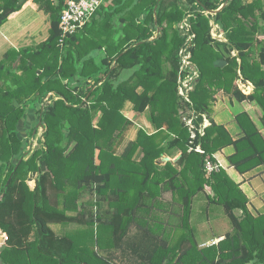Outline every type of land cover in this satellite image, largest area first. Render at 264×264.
Wrapping results in <instances>:
<instances>
[{
	"label": "trees",
	"instance_id": "16d2710c",
	"mask_svg": "<svg viewBox=\"0 0 264 264\" xmlns=\"http://www.w3.org/2000/svg\"><path fill=\"white\" fill-rule=\"evenodd\" d=\"M26 1L0 0V26ZM36 1L50 17L48 38L12 50L7 59L20 56L16 70L0 65V76L12 81L0 89L4 264H118L113 257L120 250H130L138 264H264V216L249 212L225 168L205 172V158L216 161L214 154L231 144L229 160L239 171L264 164V134L246 112L237 115L245 132L237 140L211 117L215 95L224 90L255 100L264 128V0H109L63 45L65 0ZM186 19L189 32L178 26ZM212 20L227 40L213 38ZM189 34L199 75L187 102L178 75ZM241 81L254 85L250 94ZM128 103L138 114L148 111L154 130L140 126L118 153L134 124L124 112ZM29 108L38 115L33 130L44 132L40 147L26 155L20 125ZM192 116L194 138L185 120ZM205 116L211 124L202 134ZM200 191L223 205L233 225L205 247L188 224ZM176 212L185 224L180 240L162 234L164 218Z\"/></svg>",
	"mask_w": 264,
	"mask_h": 264
},
{
	"label": "crops",
	"instance_id": "0c3cea01",
	"mask_svg": "<svg viewBox=\"0 0 264 264\" xmlns=\"http://www.w3.org/2000/svg\"><path fill=\"white\" fill-rule=\"evenodd\" d=\"M50 26L49 14L40 6V3L36 0H27L20 10L13 12L8 20L0 26V65H11L12 69L16 70L20 56L12 61L9 58L7 59L8 54L12 50L20 51L23 48L34 47L46 40L49 36ZM10 55H14V53ZM4 70L6 69L4 68ZM17 70L20 71L19 68ZM11 82V78L8 75L0 76V89H5L12 84ZM215 97L211 117L217 124L223 125L234 140L243 137L245 134L237 120V115L242 112H246L264 134V128L261 123L262 108L255 100L246 99L240 101L232 93L224 90L217 92ZM31 110L29 108L28 111L30 112ZM147 113L148 111L137 114L142 117ZM203 123H206V126L210 125V118L205 116ZM145 124L140 126H144L150 131L154 130V126L149 120ZM134 137L129 139H134ZM235 151V146L231 144L219 149L214 154V157L221 162L222 167L226 169L230 177L240 185V188L248 198L249 212L254 217L264 216V164L241 172L229 160V157ZM179 157L180 154L172 160L176 161ZM169 196H172L171 192L165 193L167 200L171 199H168ZM188 224L199 247L217 244L225 238L228 232L233 230L232 222L227 216L223 205L211 201L208 191H200L194 196ZM162 225V234L169 238L171 237L169 233H172L177 240H180L185 230V224L178 212L166 219L164 218ZM132 230L137 231L136 227H133ZM129 235H131V232H129ZM113 259L118 264H138V260L133 257L130 250L126 253L120 250L119 256H115Z\"/></svg>",
	"mask_w": 264,
	"mask_h": 264
},
{
	"label": "built area",
	"instance_id": "2783aa9c",
	"mask_svg": "<svg viewBox=\"0 0 264 264\" xmlns=\"http://www.w3.org/2000/svg\"><path fill=\"white\" fill-rule=\"evenodd\" d=\"M109 3V0H65L64 6L61 10V22H60V28H61V39L60 43L63 45L65 43V39L70 37V35L77 32L79 29H82L88 22L92 20V17L94 16L95 12L103 5H106ZM190 23L186 19L183 21L181 28L186 29L187 32L190 30ZM217 27L218 29H221V26L213 22L212 28ZM222 30V29H221ZM212 33V30H211ZM216 34V35H215ZM217 34H220L217 35ZM222 34L225 35V32H219V33H212L213 38L220 40L222 38ZM195 35L189 34L187 37L186 44L180 49L179 55L181 58V64L179 69V75H178V82H179V95L183 98V100L190 102V93L194 89L195 83L198 78L199 72L196 68H192L193 61L191 59L192 53L190 50L191 41L194 38ZM222 41V40H220ZM235 54V53H234ZM242 84V85H241ZM240 87L242 88L244 93H250L254 85L248 81V82H242L241 81ZM126 114V113H125ZM126 116H128L126 114ZM187 121V124L192 129V137H195V124H194V117H187L185 118ZM206 122V121H205ZM206 126V123H203L200 128L199 132L204 133V127ZM197 151L204 153V150L197 146ZM222 168L221 162L213 160L211 157L207 156L205 158V172L207 176H210L213 172L219 171ZM2 240L0 241V246L4 244V240L8 238L6 233H2Z\"/></svg>",
	"mask_w": 264,
	"mask_h": 264
},
{
	"label": "rangeland",
	"instance_id": "374dc122",
	"mask_svg": "<svg viewBox=\"0 0 264 264\" xmlns=\"http://www.w3.org/2000/svg\"><path fill=\"white\" fill-rule=\"evenodd\" d=\"M187 19H189V17H187ZM214 21L212 20V23ZM182 22L178 24V26L181 27ZM212 33H219L220 31L224 32V30L218 29L217 27H213L212 29ZM216 35V34H215ZM220 36V34H217ZM219 40V38L217 39ZM220 40L224 41L227 40L226 36L224 34H222V38H220ZM180 57V55H179ZM194 66V68H193ZM192 68L196 70V66L193 64ZM196 81V80H195ZM241 84V83H240ZM242 85V84H241ZM254 89V88H253ZM249 94V93H246ZM129 118H131L134 122L133 125H131L127 131L124 134V140L122 141V143L117 147V151L118 153L122 152L124 145L127 143V141L129 140V138H132L136 135L137 129L140 127V125H146L145 123L150 122V115L149 113L144 114V116H138V114L136 112H134L131 108V105L128 103V105L125 107V111H124ZM191 113V112H190ZM185 115H188V111ZM192 115V114H191ZM190 115V116H191ZM28 119H26L25 122H23L20 125V135L21 138L24 140V143L26 145V155L31 154L35 149H37L38 147H40V140L43 139V132H44V128L41 127L38 129V131L33 130L34 128H36L38 125V115L37 113H34V111H28V115H27ZM194 117V116H192ZM197 117V116H196ZM194 117V118H196ZM262 123V122H261ZM148 129V128H147ZM165 157H169V156H165ZM171 159H174L176 157H169ZM161 161H166L164 157L161 158ZM32 183L34 184L35 181L33 180ZM209 190V188H207ZM89 196H85L84 198L81 199V201H86L87 199H89ZM171 196H169L168 199H170ZM92 210L94 212V214L98 211V207L97 205H93L92 206ZM236 214L238 216H242V213L240 210H236ZM53 228L57 231L60 232L62 230V224H52ZM135 232V230L131 231V235H133ZM3 236L2 234H0V241L2 240ZM32 238H35V235H32ZM2 244L0 246V252L2 250ZM0 264H4L3 260L1 259L0 256Z\"/></svg>",
	"mask_w": 264,
	"mask_h": 264
},
{
	"label": "water",
	"instance_id": "95a60500",
	"mask_svg": "<svg viewBox=\"0 0 264 264\" xmlns=\"http://www.w3.org/2000/svg\"><path fill=\"white\" fill-rule=\"evenodd\" d=\"M223 7H224V5H223L220 9H222ZM218 10H219V9H218ZM40 123H41V120H40V122H39V125H40ZM164 158H165L166 161L170 160L169 157H164ZM0 200H1V198H0Z\"/></svg>",
	"mask_w": 264,
	"mask_h": 264
}]
</instances>
